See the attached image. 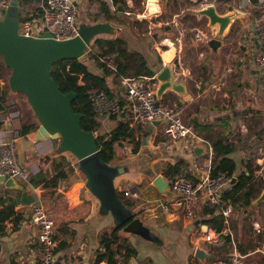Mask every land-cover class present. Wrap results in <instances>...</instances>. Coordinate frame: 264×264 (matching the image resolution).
Segmentation results:
<instances>
[{
	"label": "crops",
	"instance_id": "0c3cea01",
	"mask_svg": "<svg viewBox=\"0 0 264 264\" xmlns=\"http://www.w3.org/2000/svg\"><path fill=\"white\" fill-rule=\"evenodd\" d=\"M101 2L102 0H76V4L78 6V14L76 18L77 24L81 22L93 23L97 21H108L115 28L113 33L100 34L91 41L90 45L87 47L84 62L90 71L98 75L105 76L107 86L113 92V97L123 100L125 89L121 78H114L111 74H104L102 69L90 57V51H92V53L99 54L101 50L105 49L102 45H94L95 40L112 38L122 39L128 51H136L146 59L148 66L153 71V74H156V72L166 62H169V59L165 58L164 52L173 45H171V42H169V44L166 43L165 41L167 39H162L160 41H152L150 46H148L149 42L146 34L140 35L137 31L126 33V31L122 28L125 24L122 13L129 14L130 12L127 11L128 9H125V1L124 3H118L123 6L122 10L117 9L118 4L115 6L113 3H106L111 15L110 18H107L106 13L100 9ZM157 2V0H148V8L146 6L147 12L149 8H152L151 6H156L158 13L160 11V7L158 8ZM32 9L35 11H31ZM113 9H115V11H113ZM21 10L23 13H26V16L28 17L33 16L32 18L35 19H39L41 17L39 0H29L23 3L21 5ZM135 16L139 18L140 16H143V14L137 13ZM240 17V15L236 17L239 19L240 24L235 32L238 33L239 36H244L243 46H245L246 55L249 56L248 60H253L254 55L262 50V42L256 32H253L252 28L250 32L246 30L247 25L245 26ZM231 27L232 26H229L228 29ZM150 28H152V25H148V32H150ZM246 32H248V34H246ZM152 36L156 38L155 34ZM203 38L204 37L201 38L200 36L199 39ZM163 43H165L166 46ZM160 45L164 46V50L160 48ZM176 45L177 48H175ZM173 47L175 49L172 59L173 62L175 61L173 71L176 77L183 80L186 92L180 95L172 90H166L159 100H163L162 102L177 103L181 107V116L185 121L191 122L190 120H199L202 122L212 123L213 131L225 129L226 134L230 135V139L236 140L239 131L241 135L244 134L243 124H240L239 118L246 116L249 112L250 116H252V114L261 115L262 112L260 109H250L247 113H244L243 109H235V100L233 98H231L229 105L223 102L225 101L224 97L227 95V92L222 91L221 95L223 98H219V90L223 82H221L219 77L217 79L213 77L214 66L210 64H202L197 69V74L192 77V70L194 67L188 61L185 63L184 59L185 57H188L189 59L191 56L190 53L183 52L182 47L176 43ZM111 59V54H106L100 57V61H104L108 64V66L113 67ZM180 61H183V63ZM155 65H157L156 68H154ZM248 67L249 66L245 64L244 69L250 72L254 71L249 70ZM211 74H213L212 78L208 79L207 76H210ZM22 96L24 98H22ZM25 97L26 96L22 92H13V95L10 93L7 95L6 109L0 110V128L5 130L10 135L16 136L19 157L21 162L30 172V176L39 172L45 174L46 176L52 175L55 170L54 165L59 162L63 164V168L67 171L68 176L66 179L60 180L56 188L42 187L40 184L32 186L28 180L26 182H22L24 184L23 188L6 187L3 182H0V193L4 196L21 199L22 193L20 192L26 191L32 198L30 203L20 202L17 204L16 210L18 213L6 221V232L0 238L2 245L0 264H39L40 246L37 240V227L31 220V206L32 204L37 203V201H42L45 204L44 206L47 210L49 209L48 212L55 223V264H106V260L104 259L96 263L95 254L96 249L99 248V234L103 228L107 227L108 221L102 220V217L98 215V201L87 190L85 186V178L80 175L77 170L73 171V167L65 161V158L63 157L64 153H55L54 150L58 144L57 139L43 138L41 140H37L34 137L38 122L33 114L31 115L26 112V116L23 113V117L24 121L36 124L34 131L26 133V135L17 134L23 122L21 123L19 116L14 117L15 114L12 112L15 110L12 111L10 105L14 104L15 101L13 99L17 98L18 101H21V104L26 110ZM121 118L120 114L117 118L110 117L109 115L98 116V120L100 121L99 131L103 132L111 129L116 125L118 119ZM223 121H225L227 125H223ZM237 123H239L240 126L239 131L232 126L234 124L238 126ZM141 126L143 127L142 132L149 134L150 140L153 139L152 136L156 135L159 131L162 132L161 124L154 125L152 127H150V124H142ZM257 136H260L261 138L257 139L255 143H260L264 136V130ZM257 136H253L254 139L257 138ZM200 137H202V135ZM167 138L169 139L167 142L165 140L155 142L149 148L147 155L148 158L145 160L144 157L146 155L141 152L140 148L137 153H131L129 146L123 147L128 149L129 152L124 151L125 154L123 155L125 157L122 156L121 159H116L113 163H125L129 169L115 179L116 188L128 189L136 192L135 197L129 198L133 202L131 208L133 211H137L139 214L138 216L143 220V222L154 231L158 230L165 224V222L175 221L177 219H183V226L189 232L193 229H198L199 236L195 237L194 240L191 239L190 241L196 244V239H198L203 246L206 247V250L213 255V257H206L204 264H214L217 260L226 258V255H228L231 250V246L229 242H225L222 237H219L218 240L207 242L203 240L204 231L199 225H193L191 228L189 227L192 225L195 218H203L200 216V213L204 208L202 196L198 195L193 200L192 206L194 207L195 217L193 219H187L181 213L171 215L169 211L162 208L160 200L164 199L162 197L165 196L159 193L158 190L151 184L152 177L149 181V186H146L145 184H141V187L138 186L140 180L137 178V173L141 170V168L145 167V163L148 164V171L152 170L153 166L158 161L157 158H159V153L166 156H172V159H169V161L162 166V169L154 172V174L160 172L162 173V170L168 162L181 159L186 163L187 169L191 171L190 173L196 180L201 177L203 172L201 166L206 165L210 152L207 143L208 141L206 142L205 140L202 141L196 139L192 142L189 138L178 140H173L169 137ZM240 139L242 144L246 141V138L244 137L240 136ZM152 141L153 140H151V142ZM196 145L204 147L203 154L200 156L195 155L193 152V148ZM260 150L264 152L263 147L260 148ZM244 152V149L236 150L231 157L239 162V160L245 158ZM117 155L120 156L118 150ZM262 159H264V156L257 158L256 162L263 164L261 163ZM242 167L243 164L241 165V168ZM263 167L264 166L262 165L261 168ZM56 192H58L57 195H55ZM239 223L240 219L237 222H234V220L233 222L231 221L233 231H235V234L239 236L237 238V242L241 244L244 249L243 253L247 256L249 254L259 252L260 256L264 259L263 254L257 249L264 245V233L262 236L259 234L261 231L264 232V226H261L260 222L257 220H253L251 222L253 225V232L251 231V235L253 237L257 236V247L253 251H246L245 246L242 244L241 235L238 234ZM210 229H213V227L208 224V229L205 232L210 231ZM231 233L234 236L232 230ZM128 237L134 244L137 253L136 255L131 256L126 264H142L144 259H150L151 264H202V262L193 255L195 247L192 248L189 245L187 246L186 241L183 239L167 242V240L163 238L164 246H158V244L132 234H128ZM256 262L257 260H255L253 264H256Z\"/></svg>",
	"mask_w": 264,
	"mask_h": 264
},
{
	"label": "water",
	"instance_id": "95a60500",
	"mask_svg": "<svg viewBox=\"0 0 264 264\" xmlns=\"http://www.w3.org/2000/svg\"><path fill=\"white\" fill-rule=\"evenodd\" d=\"M117 9L122 10L123 6L118 4ZM148 13H157V8H149ZM193 13L197 16H206L208 25L215 28L211 36L195 40L193 44L207 49L209 60L217 65L220 50L224 46L225 31L240 12L233 10L219 13L214 5L208 4L195 9ZM20 24L21 2L20 0H10L5 16L0 19V54L4 64L11 69L8 76L10 89L13 92L24 93L38 122L34 137L37 140L57 139L55 153H69L75 158L78 170L85 177L87 190L98 201L100 217L109 216L115 226L122 225L123 232L164 246L163 237L135 215L132 208L126 206L119 196L115 179L128 171L129 167L125 163L106 162L100 158L94 132L81 126V113L75 111L71 106L75 92L71 90L62 92L51 76V67L55 61L73 58L84 60L91 41L100 34L113 33L114 26L108 21L81 22L78 24L76 35L57 39L43 28H39L36 35H26L20 32ZM238 45L241 50L245 49V46L240 43ZM174 63L175 61L166 62L155 74L154 94L158 100L166 90H172L180 95L186 92L183 80L174 74ZM129 111L130 105H124L120 116L127 117ZM161 123L162 120H154L150 123V127ZM260 138L257 136L253 139L247 149ZM145 141L143 136V143ZM203 151L204 147L200 145L193 148V152L197 156L202 155ZM233 180L234 178H232ZM0 182L10 188L24 187V184L17 178L4 174H0ZM151 184L162 195L167 197L173 195L169 188L168 177L163 173H153ZM57 194L58 192L55 195ZM263 201L264 186L260 188L250 207L257 209ZM193 225H199L204 232L208 229L204 218H195L189 227L191 228ZM1 250L0 242V253ZM193 255L202 264L206 257H213L201 244L195 246Z\"/></svg>",
	"mask_w": 264,
	"mask_h": 264
},
{
	"label": "trees",
	"instance_id": "16d2710c",
	"mask_svg": "<svg viewBox=\"0 0 264 264\" xmlns=\"http://www.w3.org/2000/svg\"><path fill=\"white\" fill-rule=\"evenodd\" d=\"M27 1L29 0H20L21 5ZM121 2L124 3V0H112L113 5L115 6ZM100 9L106 13L107 18L111 17L109 8L105 2L102 1L100 3ZM32 17L33 16H26V13H23L21 10V21ZM94 45H102L105 47V49L101 50L99 54L92 53V51L89 52L90 57L102 69L104 74H111L114 78L153 74L146 59L136 51H128L123 40L120 38L96 39ZM106 54L112 55L111 60L113 67L108 66L104 61H100V57ZM2 64L3 66L8 67L3 62ZM9 74L10 70L6 78H8ZM51 76L57 82L59 89L62 92H68L70 90L75 92V97L71 101V106L75 111L81 113V126L86 130L94 132L98 155L102 160L113 162L116 159H121L122 157L117 155L116 148L124 143H127L130 147L129 149L131 153L138 152L144 134L142 132L143 127L140 123L130 125L128 116L118 119L116 125L111 129L103 132L99 131L100 121L92 108L91 95L93 90H99L107 97H113V92L107 86L105 76L90 71L84 60L79 58L55 61L51 67ZM0 77H2L1 73ZM2 97L4 98V95ZM120 101L123 102V100ZM3 108L4 106L2 102H0V110ZM109 116L114 118L119 117V115ZM190 121L194 127L195 133L198 136L202 135V138L205 141H208L211 145L212 155L210 173L216 174L219 172H225L230 175L231 178H234L231 184L222 192L220 196L221 200L238 209L241 215L248 214L249 211L259 212L264 209V201L260 203L257 210L253 211L250 208L251 202L258 195L261 188L256 185L255 171L260 169L262 165L264 166V164L253 162L248 155L251 148L247 149L254 137L263 132L264 127L259 128L253 132L252 135L250 134L247 136L246 141L242 144L239 136H237L236 140H231L230 135L226 134L225 129L213 131L212 123L199 120ZM223 125H227L225 121H223ZM35 128V123L23 121L17 134L26 135V133L34 131ZM250 136L254 137L251 139ZM240 146H242L241 148L245 151V158L239 160V162L243 163L241 169L238 165L239 162L231 157ZM251 147H253V145ZM54 169L52 175L46 176L41 172L32 174L28 179L29 183L32 184V186L40 184L42 187L56 188L60 180L67 178L68 173L65 168H63L61 162L56 163ZM183 170L193 182L197 181L187 169L186 163L181 159L168 162L162 170V173L167 177H172ZM20 193H22L21 199L4 196L0 193V238L6 232V221L18 213L16 210L17 204L20 202L30 203L32 201L28 192L21 191ZM118 193L124 204L132 207L133 202L127 196L123 195L121 191L118 190ZM217 209L218 205H209L206 203L204 204L200 216H202L205 222L210 224L215 231L221 232L224 224L222 217L216 213ZM263 233L264 232L261 231L259 234L262 236ZM221 237L225 242L230 240L228 234L220 233V238ZM235 243L238 250L243 253L244 249L241 244L238 242ZM136 253L137 250L129 239L128 233L123 232L122 225L115 226V229L112 231H109V228L105 227L99 234V248L96 249L95 262L98 263L100 260L104 259L106 260V264H117L115 254H118L122 257L118 264H126L130 257L136 255ZM142 264H151V260L144 259ZM256 264H264V259H258Z\"/></svg>",
	"mask_w": 264,
	"mask_h": 264
},
{
	"label": "rangeland",
	"instance_id": "374dc122",
	"mask_svg": "<svg viewBox=\"0 0 264 264\" xmlns=\"http://www.w3.org/2000/svg\"><path fill=\"white\" fill-rule=\"evenodd\" d=\"M74 1L76 2V0ZM124 1H125V9L126 10L128 9L127 11L130 12L129 14L122 13L123 20L125 22L122 28L126 31V33L137 31L140 35L146 34L149 42L148 46H150L152 41L153 42L160 41L162 39H167L165 42L168 44L169 42H171L172 43L171 45L173 46L175 45V43L178 44L180 47H182L183 52H188L191 55L189 59L188 57H185L184 59H185V63L186 61H188L194 67V69L192 70L193 73L192 77L197 74V69L199 68L200 65L210 64L214 66L213 77L215 79L219 77L221 79V82H223V84H221L220 86L219 98L220 99L223 98L221 95L222 91L227 92V95L224 97L225 101L223 102L229 105V102H231V98H233L235 100V109L236 108H239V110L243 109L244 113H247V111H249L250 109H255V110L260 109V111L262 112L261 115L252 114V116H250V112H249V114H247L246 116H242L239 118L240 124H243L244 134L241 135V133H239L240 132L239 123H237L238 126L236 124L232 125L234 126L235 129L239 131L237 136L247 138L248 135L250 134L252 135V133L255 132L256 130H258L261 127H264V79H262V76L253 73V71L250 72L244 69L245 64L249 66L248 67L249 70H255L254 68H256V65L252 59L248 60L249 56L246 55V51H245L246 49L241 50L240 46L238 45L239 43L243 45V41H244V36L242 35L239 36V34L235 32L236 29L238 28V25L240 24L239 19L235 17L234 20L229 25L232 27L228 29L229 28L228 26V28L225 31L223 37L224 46L220 50L219 62L217 65L213 64L209 60L207 49L195 46L193 44V41L198 40L196 38V35H200L201 38L202 37L206 38L208 36H211L215 31V28L210 27L207 24L206 16L204 15L198 17L195 16V14L193 13L195 9L201 8L208 4H212L219 13H226L233 10H237L240 12L239 13V15L241 16L240 19L244 22L245 26L247 25L246 30L250 32L252 28L254 32L257 18L260 17L261 15H264V0L262 1L250 0L249 2H247L246 0H205L203 2H197V0H157L158 8L160 7V11L158 13L147 12V8H148L147 0H124ZM151 7L153 8L156 6H151ZM33 9L31 11H33ZM113 11H115V9H113ZM137 13L143 14V16L137 18L135 16ZM148 25H152V28H150V32H148L147 29ZM248 32H246V34H248ZM153 34H155L156 38L152 36ZM163 44L165 45V43ZM162 45H160V48L164 50L163 49L164 46ZM175 48H177V45L175 46ZM172 59L173 58L169 59V62H172ZM249 61L251 62V64ZM2 62L4 63L3 57L0 54V64H1L0 73L2 74L1 78H3L4 80H8L6 76L8 75L9 70L11 72V69L9 67L3 66ZM180 62L183 63V61ZM157 65H155L154 68H156ZM212 75L213 74H211L210 76L208 75L207 78L208 79L212 78ZM10 94L13 95V92ZM22 98L24 97L22 96ZM13 100L15 101V103L11 104L10 107L12 111L16 110L18 112V116L22 123L24 121L23 113L26 116L27 114L26 112H28L31 115L33 114V112L27 101L25 103L27 110L26 111L24 109V106L21 104V101H18L17 98H14ZM143 136L145 137L146 140L144 143H143ZM143 136H142V143L140 145V150L144 155H146L144 157V160L148 158L147 156L148 150L155 142L160 140H165L167 142L169 140L161 131H159L156 135L152 136L153 138L151 139L153 140L152 142L149 138V134L144 133ZM250 138L252 139L253 137L250 136ZM263 138L261 139L260 143H254L253 147H250L251 151L248 153V155L251 157L253 162H256L257 158H261L262 156H264V152L260 150V148L262 147L264 148ZM126 146H128L127 143H124L120 147L116 148V151L118 150L120 157L122 156L125 157L123 155L125 154V152L122 149L123 147ZM241 147L242 146H240L238 150H242ZM127 152H129L128 149ZM158 156H159V158H157L158 161L153 166L152 170L148 171L149 169L147 166L148 164L145 163L144 164L145 167L141 168V170L137 173V178L138 180H140V183L138 184L139 187H141L143 184L149 186V181L153 173L162 169V166L167 161H169V159H172V156H166L160 153L158 154ZM63 157L65 158V161L68 162L71 167H73V171L77 170V172H79V174L84 177V175L80 172V170H78L77 167L78 164L75 158L71 154L64 153ZM240 163L241 162H239L238 165L239 168L241 169V165L243 163L241 164ZM261 163L264 164V159L261 160ZM201 167H202L201 169H204L203 166ZM255 174H256V185H259V187L264 186V167L255 171ZM19 181L21 183L26 182L22 180ZM38 202L45 205L42 201H37V203ZM232 208H233V213L230 216L229 227L234 234L233 237L237 242L238 240L237 238L239 236H237V234H235V231H233L231 221L233 222L234 220V222H237L240 219V223L238 224V228H239L238 234L241 235L242 244L245 246L246 251L248 250L253 251L257 247L256 246L257 236L253 237L251 235V231L253 232V225L251 224V222L253 220H257L258 222H260L261 226H264V209L260 210L259 212L249 211V213L247 212L248 214L241 215L238 209L234 207ZM251 209L253 211L257 210L253 208ZM134 213L137 216L139 215L138 212L135 210ZM101 219L108 221L107 227L109 228V230L115 228V225L112 223L109 216L102 217ZM183 223H184L183 219H177L175 221L165 222V224L162 225L160 228L158 227L159 229L156 230L155 232L160 233L163 236V238L167 240V242L169 241L173 242L174 240L183 239L186 241V245L187 246L189 245L192 248H194L197 244H201L203 246V244L198 239H196V244L190 241L191 239L194 240L195 237L199 236V230L193 229L192 231L189 232L187 229H185ZM204 248L206 249V247ZM258 259H263V258L260 256L259 252H255L247 255L245 260H246V264H253V262Z\"/></svg>",
	"mask_w": 264,
	"mask_h": 264
},
{
	"label": "built area",
	"instance_id": "2783aa9c",
	"mask_svg": "<svg viewBox=\"0 0 264 264\" xmlns=\"http://www.w3.org/2000/svg\"><path fill=\"white\" fill-rule=\"evenodd\" d=\"M112 3V0H102ZM205 0H200L203 2ZM249 2L250 0H246ZM262 1V0H260ZM10 0H0V19L5 16L6 8ZM41 17L39 19L26 18L21 21L20 32L26 35H36L39 28H43L57 39L70 38L77 34L78 24L76 21L78 6L74 0H39ZM255 32L262 42V50L253 57V62L258 67L264 66V15L257 18ZM200 38L199 35L196 36ZM6 81V82H5ZM125 92L123 102L119 98L107 97L102 91L93 90L91 95L92 108L97 116L119 115L124 105H130L128 113L129 124H150L154 120H162L161 127L165 136L173 140L204 139L195 133L191 122L185 121L181 116V107L177 103L162 102L156 99L154 94L155 74L121 77ZM13 91L10 89L8 80L0 77V102L6 109V97ZM4 95V98L2 97ZM18 117V112H12ZM207 142V141H206ZM208 161L203 169L201 177L193 182L186 174L179 173L168 177V184L173 195L162 197L160 205L171 215L183 214L187 219L195 217L193 200L202 196L203 204L218 205L216 211L222 217L224 227L221 232L210 229L203 233V240L209 242L218 240L221 234H228L231 250L226 258L217 260L214 264H246V254L240 252L229 227L232 205L221 200L222 192L231 184L232 178L225 172L210 173L212 148L209 142ZM123 151H127L123 148ZM0 174L12 176L22 181H27L30 172L21 162L17 150V138L0 128ZM127 197H135L136 192L128 189H119ZM31 220L37 227V240L40 246L39 264H55L56 254L54 238V220L46 207L38 202L31 206ZM257 225V224H255ZM257 228V227H256ZM264 256V245L257 248ZM117 264L122 257L115 254Z\"/></svg>",
	"mask_w": 264,
	"mask_h": 264
},
{
	"label": "bare ground",
	"instance_id": "6f19581e",
	"mask_svg": "<svg viewBox=\"0 0 264 264\" xmlns=\"http://www.w3.org/2000/svg\"><path fill=\"white\" fill-rule=\"evenodd\" d=\"M147 4H148V0H147ZM174 52H175V49H174L173 46H171L169 49H167V50L164 52V56H165V58H167V59L173 58V56H174Z\"/></svg>",
	"mask_w": 264,
	"mask_h": 264
},
{
	"label": "flooded vegetation",
	"instance_id": "af4514ba",
	"mask_svg": "<svg viewBox=\"0 0 264 264\" xmlns=\"http://www.w3.org/2000/svg\"><path fill=\"white\" fill-rule=\"evenodd\" d=\"M253 73H256L259 76H262V79H264V66L263 67H256Z\"/></svg>",
	"mask_w": 264,
	"mask_h": 264
}]
</instances>
